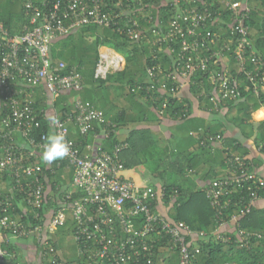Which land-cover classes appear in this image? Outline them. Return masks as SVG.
<instances>
[{"label": "built area", "instance_id": "2783aa9c", "mask_svg": "<svg viewBox=\"0 0 264 264\" xmlns=\"http://www.w3.org/2000/svg\"><path fill=\"white\" fill-rule=\"evenodd\" d=\"M124 1L125 4L123 0L117 3H110V0H42L37 4L25 0L24 13L33 24L32 28L25 26L23 33L12 34L0 21V181L6 179L0 182V264H23L16 250L11 253L7 246L25 236H30L33 243L35 255L29 259L30 262L73 264L62 257L52 234H62L72 242L79 258L76 264H143L142 259L147 264H153L148 257L155 255L159 242L165 244L167 251L177 252L179 264H190L192 257L199 253L197 240H192L189 247L188 237L193 235L202 239L206 235L204 231L195 232L186 223L171 221L152 208L153 204L158 206L161 203L166 188L163 185L156 188L139 186L124 177V165L119 155L127 148L126 142H115L110 149L97 145L81 153L78 144L69 137L70 132L87 135L95 123L102 125L105 137L116 131V124L105 120L103 111L92 103L76 98L72 110L62 115L57 111L52 113V132L63 133L69 143V153L62 160L66 161L70 183L66 188L55 184L54 199L49 196L52 189L49 185L46 187L47 174L39 163L46 136L36 138L33 129L39 123L32 106V91L23 98L20 96L22 89L27 85H41L53 102L62 91L81 88L80 73L71 69L67 74H61L54 71L50 64V42L75 27L89 23L106 27L112 25L111 28L116 27V31L125 33L130 40L142 38L145 34L136 29L138 20L126 14L133 5L142 12L141 18H146L147 23H159V16L142 8V0ZM214 1L233 12L231 33L240 34L234 48L230 47L231 39L213 45L219 38L209 32L207 9L205 13L195 8L181 11L178 16L182 17V22L177 18L170 19L163 34H159L154 27L151 30L155 40L167 42L169 53L174 54L173 69L165 73L166 78L176 83L170 95L177 97L179 88L185 85L200 86L201 79L205 78L212 85V94L208 97L211 103L216 105L219 98H235L236 86L240 83L225 65L232 53L239 63L238 73L247 75L254 94L264 93V61L258 62L253 57L252 70L245 66L248 44L244 38L247 27L243 18L248 11L246 3L243 5L241 0ZM119 19H127L134 27L123 30L118 26ZM202 50L206 51L205 55ZM219 59L223 64L221 68ZM124 61L123 56L114 50L100 49L95 77L105 78L112 71H120ZM59 67L63 68L64 63L60 62ZM157 72L161 73L160 67L146 68L151 82L146 86L147 91L155 90L157 83L160 84L159 89L166 88V83L156 78ZM196 72H202L203 77L194 78ZM141 88L137 85L134 90ZM206 95V91L202 90L197 97ZM167 104L168 100L164 97L161 112ZM262 108L264 112V105ZM260 120H264V115ZM263 146L264 143H261L259 148ZM230 160L236 169L243 170V176L237 177V181H253L256 186H264V175L245 171V159L235 156ZM60 163L61 159H57L53 167L47 163L46 169L54 174ZM224 182L216 180L206 191L212 205L221 206L227 202L221 199L226 191ZM78 192L80 195L74 197L73 194ZM176 196L177 190L174 189L170 199L174 201ZM51 200L53 204L48 205ZM28 207L34 209L32 218L39 222H28ZM67 215L68 228L60 231L59 227L64 225ZM218 230L215 229V238L229 241L230 238L223 237Z\"/></svg>", "mask_w": 264, "mask_h": 264}, {"label": "trees", "instance_id": "16d2710c", "mask_svg": "<svg viewBox=\"0 0 264 264\" xmlns=\"http://www.w3.org/2000/svg\"><path fill=\"white\" fill-rule=\"evenodd\" d=\"M31 1L37 4L42 2V0ZM117 1L110 0V3H117ZM142 1L144 4L142 8L150 10L152 15L159 16L160 19L157 25H154V21L147 23L146 18H141L142 12L136 5L126 11L128 16H135L138 20L136 29L140 30L141 34H145L142 38L130 40L125 33L116 31L115 26L111 28L112 25L106 27L89 23L75 27L68 34L58 36L50 42L49 53L52 69L61 74H67L74 69L82 77L81 88L59 93L53 102V109L62 115L65 111L72 110L73 102L78 97L101 109L104 119L116 124V131L128 126L126 133H111L106 138L108 147L102 146L110 149L115 142L127 143V148H124L119 155L124 169L134 167L142 161L146 163L154 157L162 162L161 154L167 155L170 165L163 172L158 173L162 179L161 185L166 188L165 195L159 203L160 206L153 204L152 208L171 221L186 223L195 232L200 230L205 232L206 235L202 239L193 235L188 237L189 247L194 239L199 245V253L192 257L190 264H264V186H256L253 181L247 183L236 180L244 173L243 170L236 169L234 162H231L230 158L235 156L245 159L246 172L260 174L254 169V159L247 156L249 150L241 141L228 134L231 128L238 129L244 138L250 139L254 149L264 155V146L259 148L261 143H264V120L260 121L264 115L262 108L264 93L254 94L247 75L243 72L238 73L239 63L235 60L234 53L228 57L229 61L225 65L240 83L236 86L237 96L235 98L226 100L219 98L216 105L211 103L208 97L212 94V85L207 79H201L202 72H196L193 75L194 78L202 80L200 86L193 84L188 86L193 96H196L198 106L211 115L210 120L201 122L202 125L196 127L194 131L188 132L187 130L175 136L172 144L168 140L169 145L168 142L160 145V137L150 126L157 123L159 117L184 121L191 113L189 100L180 101L176 96L170 95L176 83L166 78L165 73L173 69L174 54L169 53L167 42H157L156 38L151 35L153 27L159 34H163L168 28L170 19L177 18L182 22V17L178 16L181 11L195 8L205 13L204 10L207 9L209 32L217 34L219 38L213 45L217 46L222 40L231 39L230 47L234 48L239 41L240 34L231 33L233 12L213 0ZM24 2L25 0H0V21L12 34L23 33L25 26L29 29L33 27L29 17L24 13ZM123 2L125 4L124 0ZM241 2L243 5L246 3L248 7L246 16L243 18L244 25L247 27L244 38L248 44L245 48L247 56L245 66L246 69L252 70L253 57L258 62L264 61V0H241ZM126 20L119 19L118 26L120 25L123 30L134 27ZM102 46L114 49L125 60L123 69L108 73L105 78L95 77L96 63ZM201 53L205 55L206 51L202 50ZM250 54L252 55L249 58ZM60 62L64 63L63 68L59 67ZM218 62L221 68L222 61L219 59ZM149 66L161 68V73L157 72L156 78L166 83L164 90L158 88L159 83L156 84L155 90H146V86L151 83L146 73V68ZM137 85H141L142 88L135 91L134 88ZM119 88H123L124 94L117 93ZM202 90H205L207 95L197 97ZM30 91H32L33 98L32 106L39 123L38 127L33 129L34 134L37 139H40L41 135L47 137L52 133V123L51 117L46 112L48 110L45 102L46 93L41 85L33 87L27 85L23 87L20 96L24 98ZM164 97L167 98L168 104L161 112V102ZM98 127L102 128V125L95 124L93 128ZM69 137L78 144L80 152L83 153L90 149L93 133L92 130H89L87 135L70 132ZM55 161L51 162L52 167ZM39 163L47 174L46 187L49 185V189H52V191L49 190V196L54 199L56 197L55 184L66 188L70 183L66 161L61 159L60 166L54 174L46 169L48 165L43 159H39ZM189 170H194L195 173L188 174ZM196 177L205 181V186L198 187ZM220 179L226 182L223 184L226 191L221 199H226L227 202L216 206L211 204L206 191L214 181ZM5 180L0 182H5ZM174 189L177 190V196L173 201L170 199V194ZM79 195V192L73 194L74 197ZM52 201H48V205L53 204ZM45 204L47 206V201ZM163 206L165 212L160 209ZM26 211L28 222L33 224L39 222L32 218L33 208L28 207ZM224 223H229L231 230L219 231V227ZM68 224L67 215L64 225L59 227V230L66 231ZM215 229L223 237L230 238L229 241L215 238ZM195 236H197L196 233ZM51 237L67 262L73 264L79 262L74 251L75 246L66 236L52 234ZM31 241L30 236H25L10 242L7 247L11 253L16 250L17 257L23 264H34L36 262H30L26 256L28 253L34 255ZM164 247L163 242L158 243L154 250L155 255L148 257L151 262L153 264H179L177 252L167 251ZM141 262L147 264L146 260L142 259Z\"/></svg>", "mask_w": 264, "mask_h": 264}, {"label": "crops", "instance_id": "0c3cea01", "mask_svg": "<svg viewBox=\"0 0 264 264\" xmlns=\"http://www.w3.org/2000/svg\"><path fill=\"white\" fill-rule=\"evenodd\" d=\"M103 48H107V47H102L100 49L102 50ZM177 98H179L180 101L184 100V99H187L190 101L191 113L188 115V118L184 121L173 120V119L165 118V117L164 118L159 117V119H158L159 121L157 123L150 125L152 130L154 132H156L158 137H160V139H161L160 145L167 144L166 142H168V145H169V141H170V144L174 143V137L175 136H178L180 133L186 132L187 130H188V132L194 131V129H196V127L202 125L201 122H203L204 120L205 121L210 120V118H211V115H209V113L207 111H205L203 108H200L198 106L197 99L190 92L187 85L179 88V90L177 92ZM46 101H47V109H48L46 112H47V115L49 117H51L52 113H54L56 111L55 109H53V102L54 101L51 102V99L48 97V94H46ZM95 128L92 129L93 139H92V143L89 145V148L93 149L97 145H101L103 147H108V144L106 142L107 137H105V134L102 131V129L99 127L97 129H95ZM126 132H128V126H125L121 129H117V131H115V133H117V134H123ZM228 134H230L231 136H233V137L237 138L239 141H241V143L249 150L247 156L249 158L254 159L255 171H257L261 175H264V155L262 153L259 154L254 149L253 144L250 142V139L244 138L241 135L240 131L236 128H234V130H232V131L230 130V132L228 131ZM165 156H166V159L164 160ZM160 157L163 159L162 162H159L157 160V162H154L155 163L154 166L148 167L146 169H141V167H140V165L143 164V161H142V163L137 164L134 167H132V166L130 168L126 167L124 169V172H123L124 177L127 179L133 180L139 186H144V187L145 186H148V187H154L155 186V187H158L159 185H161V182H162V179H160V176L158 175V173L163 172L170 165V160L168 159L166 154L165 155L161 154ZM129 172L130 173L136 172L138 177H139V179H137V180H140V181H138V182L135 181L131 175H128V177H126L125 173H129ZM187 173L188 174H194L195 171L189 170ZM68 175H69V179H70V174H68ZM195 181H196V185L198 187H203L206 184L205 181L199 180L198 177H196ZM159 206H160V204H159ZM160 209H163L165 212L164 206ZM227 230H231V225L229 223H224L223 225H221V227H219V231H227ZM33 254H34V251H33ZM26 256H27L28 260L30 259V256H31V258L33 257V255H31L29 253ZM34 260L35 259L33 258L32 261H34Z\"/></svg>", "mask_w": 264, "mask_h": 264}, {"label": "clouds", "instance_id": "9594fccd", "mask_svg": "<svg viewBox=\"0 0 264 264\" xmlns=\"http://www.w3.org/2000/svg\"><path fill=\"white\" fill-rule=\"evenodd\" d=\"M102 47H107V46H102ZM102 50H104V48ZM68 153H69V143L67 142L63 133L52 132L46 137L45 147L42 152L43 161L47 163H51L57 159H63L68 155Z\"/></svg>", "mask_w": 264, "mask_h": 264}, {"label": "rangeland", "instance_id": "374dc122", "mask_svg": "<svg viewBox=\"0 0 264 264\" xmlns=\"http://www.w3.org/2000/svg\"><path fill=\"white\" fill-rule=\"evenodd\" d=\"M124 62H125V61H124ZM112 72H113V71H112ZM117 93H118V94H119V93L124 94V90H123V88H119V90H118ZM230 130L232 131V130H234V128H231ZM165 159H166V156H165L164 160H165ZM154 162H157V158H156V157H154V158H152V159H149L146 163L141 164L140 167H141V169H146V168H148V167L154 166V164H155ZM128 175H131L135 181H137V182L140 181V180H137V179H139V177H138V175H137L136 172L125 173V176H126V177H128Z\"/></svg>", "mask_w": 264, "mask_h": 264}]
</instances>
